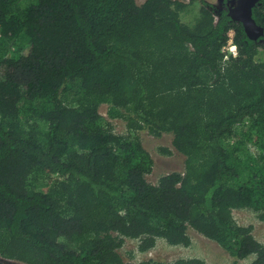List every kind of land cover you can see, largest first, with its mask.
Returning a JSON list of instances; mask_svg holds the SVG:
<instances>
[{"label": "trees", "instance_id": "obj_1", "mask_svg": "<svg viewBox=\"0 0 264 264\" xmlns=\"http://www.w3.org/2000/svg\"><path fill=\"white\" fill-rule=\"evenodd\" d=\"M141 1L0 0V264H207L120 254L189 247L190 230L264 264L233 215L264 222V36L228 16L236 0L191 24L186 3ZM253 18L264 28V0ZM143 130L173 136L184 173L147 181Z\"/></svg>", "mask_w": 264, "mask_h": 264}, {"label": "rangeland", "instance_id": "obj_2", "mask_svg": "<svg viewBox=\"0 0 264 264\" xmlns=\"http://www.w3.org/2000/svg\"><path fill=\"white\" fill-rule=\"evenodd\" d=\"M30 1V0H27ZM186 3L187 10L182 13V18L185 23L191 24L195 21L202 6V2H208L216 8L221 9L222 0H174ZM142 4L141 0H137ZM107 106H102L100 113L105 116L113 125L114 131L120 135L128 133L126 123L120 120H110L107 116ZM144 148L153 157L152 172L146 177L150 184H157L159 179L167 174L177 172H185V157L175 151L171 134H164L161 137H155L149 134L147 130L137 133ZM162 149H168L171 154L162 153ZM234 218L236 222L242 226H253V234L255 238L264 244V222L258 219V215L250 210H235ZM191 245L189 247L171 246L164 240L159 239L154 249L147 253L138 251V241L126 240L125 245L120 250V254L126 262L138 263L145 260H156L166 263H173L180 259L199 258L207 264H251L255 260L252 255L245 260H238L230 256L216 242L211 241L198 234L196 231L190 230ZM6 264H22L16 261L3 260Z\"/></svg>", "mask_w": 264, "mask_h": 264}, {"label": "water", "instance_id": "obj_3", "mask_svg": "<svg viewBox=\"0 0 264 264\" xmlns=\"http://www.w3.org/2000/svg\"><path fill=\"white\" fill-rule=\"evenodd\" d=\"M262 0H237L229 9L228 16L236 23L242 24L245 34L250 40L258 41L264 36V28L256 23L253 10Z\"/></svg>", "mask_w": 264, "mask_h": 264}, {"label": "built area", "instance_id": "obj_4", "mask_svg": "<svg viewBox=\"0 0 264 264\" xmlns=\"http://www.w3.org/2000/svg\"><path fill=\"white\" fill-rule=\"evenodd\" d=\"M234 35H235L234 31H230L228 34L229 41L226 47H224L223 49L224 53L226 54L225 60H228L230 56L237 57L238 53H237V47L234 44Z\"/></svg>", "mask_w": 264, "mask_h": 264}, {"label": "flooded vegetation", "instance_id": "obj_5", "mask_svg": "<svg viewBox=\"0 0 264 264\" xmlns=\"http://www.w3.org/2000/svg\"><path fill=\"white\" fill-rule=\"evenodd\" d=\"M204 2H205V1H204ZM222 2H224V3L222 4L223 6H222V8L219 9V10L227 9V5L225 4V3H227V2H225V1H223V0H222ZM236 3H237V0H236ZM236 3H235V4H236ZM235 4H234V5H235ZM234 5H233V6H234ZM233 6H232V7H233ZM257 6H258V5H257ZM225 7H226V8H225ZM232 7H231V8H232ZM217 9H218V8H217ZM229 9H230V8H229Z\"/></svg>", "mask_w": 264, "mask_h": 264}]
</instances>
